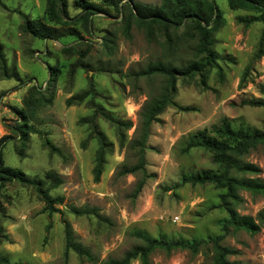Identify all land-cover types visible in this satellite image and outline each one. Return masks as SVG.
<instances>
[{
  "label": "rangeland",
  "instance_id": "374dc122",
  "mask_svg": "<svg viewBox=\"0 0 264 264\" xmlns=\"http://www.w3.org/2000/svg\"><path fill=\"white\" fill-rule=\"evenodd\" d=\"M65 1L67 18L60 15L57 22H49L47 0H0L2 55L6 67L14 68L22 81L0 77V138L10 136L2 150L3 164L39 180L45 189L51 184L45 173L54 172L62 183L48 189L49 195L63 200L62 206H55L62 213L49 216L33 188L17 182L0 188V264H104L121 259L125 252L142 245V239L190 243L219 236L223 246L236 252L230 261L264 264V227L255 235L221 232L227 219L219 208L224 191L212 185L176 186L183 177L222 172L207 151H185L187 145L200 140V133L213 137L212 131L223 121L238 133L264 130V108L242 105L264 100L260 93L264 88V43L263 59L256 58L263 25L246 26L241 20L255 16L253 13L231 11L226 0H215L224 19L213 45L222 76L209 69L189 79H175L172 104L150 127L143 170L121 175L122 170L137 164L132 141L139 135L134 132L141 106L159 97L166 87L160 76L138 74L166 57H173L176 65L193 60L191 44H179L168 57L171 52L166 49L163 31H154V40L149 42L135 25L126 30V15L119 16L110 8L107 15L93 12L86 31L80 23L83 10L77 6L81 0ZM86 1L104 7L100 0ZM161 1L135 0L153 8ZM25 20L48 26L51 38L39 40L25 32ZM32 87L38 90L35 94L29 93ZM86 92L90 95L80 104L65 105L68 98ZM30 96L46 102L30 124L43 132V138L58 152H51L38 135L30 134L22 141L13 131L21 123L15 111L23 109L24 99ZM94 105L112 118L132 124L124 132L123 147H119L115 129L97 115L98 129L113 144L98 183L92 177L97 144L88 140L86 147H81L89 130L88 125L79 124L93 115ZM243 161L254 165L258 173L248 176L231 171L233 177L264 181L261 147L239 160ZM140 183L143 186L136 194ZM70 207L95 209L98 216H75ZM237 209L240 215L254 218L264 209V197L242 193ZM65 224L71 227L75 241L90 251L93 262L72 251L64 257ZM210 259L208 245L194 255L156 251L149 264H210Z\"/></svg>",
  "mask_w": 264,
  "mask_h": 264
},
{
  "label": "trees",
  "instance_id": "16d2710c",
  "mask_svg": "<svg viewBox=\"0 0 264 264\" xmlns=\"http://www.w3.org/2000/svg\"><path fill=\"white\" fill-rule=\"evenodd\" d=\"M227 6L231 11H245L253 13L255 16L242 19L241 22L246 26L253 23H261L264 27V0H226ZM104 7L86 0L78 1L77 6L83 10V16L80 17V23L86 31L90 26V17L93 12L107 15V8L112 9L116 14L126 15L124 24L128 30L131 25H135L139 30L144 31L147 41L154 40V31L161 30L164 32L165 44L167 45L168 57L173 55L172 51L181 43L191 44V54L193 60L179 63L176 65L172 58L166 55L163 61H158L140 72V77L160 76L165 79L166 87L157 98L145 101L141 106L138 114V127L134 135L139 134L138 138L132 141L133 148L137 154V164L131 169H124L121 175L131 174L141 171L144 168V153L146 151V141L149 136L150 127L157 122V117L164 109L172 104L171 95L175 92V79H189L195 75H202L209 69H215L218 77H221V69L218 65L219 57L213 50L214 34L224 25V19L221 12L215 5V0H162L156 8L136 3L135 0H100ZM65 0H47V18L49 22H57L60 15L67 18ZM24 31L31 36L46 40L51 38L48 26L39 21L25 20ZM181 31L180 34L178 32ZM264 36L258 43L257 59L263 57ZM193 44V45H192ZM0 77L5 80H15L22 82L14 68L8 69L2 55L0 47ZM242 81L244 79L242 78ZM202 85L205 86L202 80ZM37 88L32 87L29 93L37 92ZM32 93V94H33ZM264 95V88L260 90ZM89 92L75 97H70L65 101L67 107L80 104ZM33 97H26L23 101V109L15 111L21 123L16 124L13 129L20 139L27 140L30 134L40 136L44 140V145L51 152H58L52 147L49 140L43 138L44 133L35 129L30 124L33 120L36 110L46 102ZM242 105H248L255 108H264V100L244 101ZM93 115L81 119L79 124L88 125L89 134L87 139L81 143L85 148L88 140H95L97 149L95 152L94 166L92 169L93 182L98 183L105 164V158L113 151V144L107 140L105 135L96 125V117L100 115L116 131V137L119 147L125 143L124 132L129 131L132 127L130 121L114 119L105 113L100 107L93 106ZM205 132V131H204ZM204 132L200 133L202 137L198 142L190 143L185 151L200 148L211 154L212 163L222 169L221 173L204 172L199 175L183 177L181 182L176 186L189 184L191 186L212 185L216 190L224 191L220 195L219 208H222L227 219L221 225V232L224 234L229 230L234 232L243 231L249 235L257 234L264 227V209L259 211L256 217L240 215L238 206L241 203V194L245 193L253 197H264V181L258 178H236L231 175V171L242 175H256L257 168L251 163L245 161L239 162L250 151L261 147L264 152V130L256 131L252 134L238 133L231 129L226 121L214 129L213 137H205ZM10 136L0 138V188L6 183L17 182L26 187L35 190L40 200L44 204L43 212L49 216L61 214L62 211L55 206H62V198H53L49 195L48 189L57 188L62 181L52 171L45 173V179L51 182L49 188H44L43 183L35 178H29L23 173L4 166L2 160V150ZM142 183L138 184L136 194L141 191ZM69 212L75 216L90 214L98 216L95 209H75L70 207ZM65 249L64 257L67 258L69 251H72L79 258H85L93 262L92 256L88 249L83 248L72 237V230L68 224L64 225ZM223 237L219 236L214 239L200 240L196 242H168L164 239H142L143 244L137 245L125 252L121 259H109L104 264H130L132 261H139V264H149L151 255L156 251H162L170 254L175 251H187L191 254H197L203 246L210 245L211 259L210 264H241L236 261H230L229 257L236 254L232 249L221 244Z\"/></svg>",
  "mask_w": 264,
  "mask_h": 264
},
{
  "label": "built area",
  "instance_id": "2783aa9c",
  "mask_svg": "<svg viewBox=\"0 0 264 264\" xmlns=\"http://www.w3.org/2000/svg\"><path fill=\"white\" fill-rule=\"evenodd\" d=\"M263 59V57L261 58V60Z\"/></svg>",
  "mask_w": 264,
  "mask_h": 264
}]
</instances>
